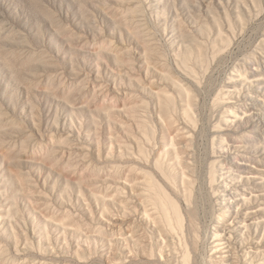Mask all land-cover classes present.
Returning <instances> with one entry per match:
<instances>
[{"label": "rangeland", "instance_id": "rangeland-1", "mask_svg": "<svg viewBox=\"0 0 264 264\" xmlns=\"http://www.w3.org/2000/svg\"><path fill=\"white\" fill-rule=\"evenodd\" d=\"M131 67L135 69L131 71ZM179 79L192 95L197 94L195 86H200L196 99L203 103V115L206 117L214 104L212 124L219 129H231L221 118L237 123V118L223 112L232 103H249L258 109L256 122L264 128V0H0V261L9 257L5 261L10 264V259L18 256L17 264H27L25 259L37 257L31 249L23 251L21 247L15 255L13 231L19 243H25L23 219L27 230L39 232L24 246L40 249L41 259L52 258L43 231L45 223L58 251L53 240L56 237L63 243L61 229L43 220L36 205L42 211L70 208L87 230L96 225L106 227L98 218L95 199L101 201L100 196L112 192L113 187L106 189L107 183L121 186L118 169H109L107 163L97 160L99 155L101 160L111 156L108 133H127L121 125L126 121L124 114L130 113L143 121L149 138L153 133L159 137L156 92L167 93L174 110L179 97L186 95L176 84ZM57 122L69 138L86 137L80 154L70 156L61 153L58 143L48 144ZM206 124L205 119L203 127ZM234 131L244 133L243 128ZM201 135L203 142L204 132ZM98 137L103 143L100 152ZM112 145L113 155L117 154L113 140ZM162 146L158 138L154 151ZM82 157L98 166L81 163ZM112 162L119 164L117 159ZM91 189H97L99 195ZM250 198L251 206H256L255 197ZM103 202L110 205L108 200ZM259 207L264 209V204ZM103 220L113 219L105 215ZM204 221L211 232V224ZM87 235L96 240L88 257L94 264H108L100 254L107 253L108 237L93 231ZM75 243H71L68 259L72 264H76ZM85 244H77L80 253ZM208 248L207 244L200 246L197 264H202V252ZM238 250L234 253L243 263L264 264L263 252L255 256ZM122 252L127 264L135 263L128 251Z\"/></svg>", "mask_w": 264, "mask_h": 264}, {"label": "bare ground", "instance_id": "bare-ground-1", "mask_svg": "<svg viewBox=\"0 0 264 264\" xmlns=\"http://www.w3.org/2000/svg\"><path fill=\"white\" fill-rule=\"evenodd\" d=\"M260 64L257 61L255 65L259 67ZM132 69L135 68L131 67V71ZM126 73L129 74L128 71ZM163 80L165 81L164 78ZM182 81L179 79V82L175 83L185 90L186 95L184 98L179 97V102L174 110L169 106V95L162 93L164 91L157 90L156 92L157 108L155 112L161 123L159 137L156 135L157 133H153L149 138L142 124L143 121L128 111L127 113L130 115L124 114L126 121L121 125L122 131L127 132L122 134L125 135V138L122 135L117 136L115 132H109L108 152L111 156L105 155L101 160L97 153L99 155H96L98 156L97 160L107 163L109 169H118L120 175L117 182L121 186H112L111 183L104 182L107 183L106 189L108 187L114 189L110 194L103 192L104 195L100 196L101 201L98 198L95 199L98 205L97 211L100 212L98 218L106 224V227L95 224L93 230L90 228L87 230L85 223H82L77 217L78 214L70 208L61 211L56 210L57 208L42 211L35 204L34 208L37 209L40 216L42 215L43 220L50 221L51 224L61 229L63 243L54 237L53 241L58 248V251H55V247L50 242L51 236L47 231L46 224L42 223L52 258L41 259L42 251L40 249L36 247L34 250L30 246L23 245L28 243L32 236L35 237L38 232L37 230H27L23 219L25 230H21L20 226L19 229L24 235L25 243H21V241L19 243L17 232L13 231L15 248L21 247L20 249L23 251L29 248L35 252L33 255H37V257L25 259L24 263L72 264L68 260L70 247L72 248L71 243L76 242L77 247V244L84 245L87 242L85 250L81 249V253L79 252L80 248L75 247L74 262L76 264H94L88 254H92V242L95 243L96 240L87 235L89 231H93L97 235L103 233L108 237L106 239L108 246L105 250L107 253H100L107 259L108 264H127L122 249L128 251L129 256H133L134 264H151L152 260L157 261L158 264H197L198 251L203 244L209 245V248L202 252V264H245L246 262L243 263L235 255L234 251L237 249L245 252V255L250 253L257 256L261 252L264 253V209L259 207L260 204H264V158H262L264 155V128L256 122L260 111L252 108L249 103L229 104L223 112L226 113L225 116L237 118V123L230 124L227 117L221 118L223 125L231 129H219L218 126L212 124V112L216 108L215 105L209 106V113L204 117L203 103L199 98L196 99L197 94L199 95L201 92L200 86H195L197 94L192 95L188 90V85ZM151 86L150 88H152ZM229 87L231 86L227 88ZM190 90L192 91V89ZM143 92L145 91L143 90ZM119 93L122 94L123 90ZM123 103L122 100V105ZM134 105L136 104L134 103ZM238 113H240V117H237ZM205 119L207 124L203 127L202 122ZM61 125L64 127L62 123ZM209 125H212L211 128ZM238 128H243L244 133L238 134L234 131ZM62 130L64 129L57 122L53 132L50 133L48 144L58 143L63 149L61 153L66 152V154H71L70 156L80 154L84 148L83 141L87 140L86 137L78 135L79 137L71 139L69 138L71 135H67V132ZM202 132H204L205 138L203 142ZM96 134L98 133L96 132ZM208 137L211 138L210 145H208ZM100 138L98 137L96 140L98 152H100L102 143ZM158 138L163 146L154 151L158 145ZM112 140L118 149V153L116 152L117 154L114 155L112 150L115 146L113 147ZM37 148L39 149V147ZM122 148L124 149L122 150ZM127 154L130 156L127 157ZM79 159L82 160L81 163L88 166L94 168L98 166L90 158ZM116 159L119 164L115 166L112 161H116ZM126 188L129 190L126 191ZM90 191L95 196L99 195L97 189ZM108 191L110 192V190ZM250 196L255 197L258 202L256 206H251ZM104 200L110 201V205L104 203ZM67 204L69 205V203ZM49 207L52 206L49 204ZM88 207L89 213H91L92 207ZM105 215L113 219L112 222L103 220ZM204 220L211 224V232H208ZM262 223L263 226H261ZM10 227L12 228L11 225ZM34 228L35 224H33ZM81 235L83 238H79ZM41 238L42 236L39 235L38 239ZM77 239H80V242ZM39 241L37 240V242ZM129 243L132 247H129ZM60 244H63V247ZM103 244L104 242H101L100 246ZM122 244L124 245L122 246ZM18 248L15 249V255L22 251ZM96 249L98 248L95 247ZM111 249H114L115 253H112ZM26 253L28 252L26 251ZM8 258H2L0 264H9L5 261ZM19 260L20 257L13 256L10 259V264L20 263ZM133 260L131 259V261ZM249 264L252 263L249 262Z\"/></svg>", "mask_w": 264, "mask_h": 264}]
</instances>
